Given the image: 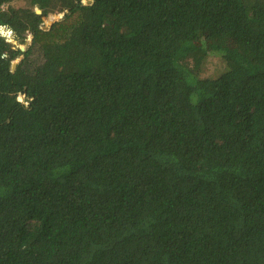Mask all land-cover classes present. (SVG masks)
<instances>
[{
	"label": "trees",
	"instance_id": "16d2710c",
	"mask_svg": "<svg viewBox=\"0 0 264 264\" xmlns=\"http://www.w3.org/2000/svg\"><path fill=\"white\" fill-rule=\"evenodd\" d=\"M16 1L0 264H264V0Z\"/></svg>",
	"mask_w": 264,
	"mask_h": 264
},
{
	"label": "rangeland",
	"instance_id": "374dc122",
	"mask_svg": "<svg viewBox=\"0 0 264 264\" xmlns=\"http://www.w3.org/2000/svg\"><path fill=\"white\" fill-rule=\"evenodd\" d=\"M13 4H16V5L24 4V1L22 3V1L18 0L16 2H13ZM49 16L54 17V20H55V19H58L59 17H61L62 13H60V12L49 13L47 16H45L43 18V21L41 23L42 27H45V28L49 27V25H50V22L48 21V17ZM1 33L6 35L7 39L9 41L15 42L13 40L12 34L9 32V30H7V32L1 31ZM30 38H31V36L28 35L27 38H26L25 43L23 45H20V46L26 47L29 44V42H30ZM14 61L17 62L18 58L15 59ZM223 67H225L224 61L219 56L210 54V55H208V57L206 59V62H205V65L203 66V70L202 71H203L204 75H208V76L209 75H216L217 73H219L223 69ZM21 98H22V96H19V99H21Z\"/></svg>",
	"mask_w": 264,
	"mask_h": 264
},
{
	"label": "water",
	"instance_id": "95a60500",
	"mask_svg": "<svg viewBox=\"0 0 264 264\" xmlns=\"http://www.w3.org/2000/svg\"><path fill=\"white\" fill-rule=\"evenodd\" d=\"M36 11L39 12L40 10H39V9H36ZM55 20H56V19H55ZM48 21H49L50 24H51V23L54 21V17L49 16V17H48ZM43 28H45V27H43ZM45 29H47V28H45ZM30 42H31V38H30ZM30 42H29V43H30ZM20 48H21V49H25L24 46H20ZM16 63H17V62H15V61L12 62V65H11V69H12V70H14ZM20 100H22V101H24V102H28V101H30V99L27 98L25 95H22V98H21Z\"/></svg>",
	"mask_w": 264,
	"mask_h": 264
},
{
	"label": "built area",
	"instance_id": "2783aa9c",
	"mask_svg": "<svg viewBox=\"0 0 264 264\" xmlns=\"http://www.w3.org/2000/svg\"><path fill=\"white\" fill-rule=\"evenodd\" d=\"M10 32V31H9Z\"/></svg>",
	"mask_w": 264,
	"mask_h": 264
}]
</instances>
